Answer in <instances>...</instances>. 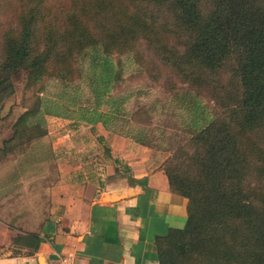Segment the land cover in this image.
<instances>
[{
    "label": "trees",
    "instance_id": "1",
    "mask_svg": "<svg viewBox=\"0 0 264 264\" xmlns=\"http://www.w3.org/2000/svg\"><path fill=\"white\" fill-rule=\"evenodd\" d=\"M132 65L152 77L171 71L193 90L194 105L205 91L216 108L192 121L183 152L160 163L186 218L154 237L157 264H264V0H0V101L13 73L38 85L0 156L20 132L13 168L50 156L31 120L69 116L59 100L38 94L51 81L63 93L85 75L109 107L85 105L79 118L107 126L116 106L108 92ZM127 128L129 137L140 131L131 121ZM13 168L4 181L26 174Z\"/></svg>",
    "mask_w": 264,
    "mask_h": 264
},
{
    "label": "crops",
    "instance_id": "2",
    "mask_svg": "<svg viewBox=\"0 0 264 264\" xmlns=\"http://www.w3.org/2000/svg\"><path fill=\"white\" fill-rule=\"evenodd\" d=\"M111 138L110 155H126L127 173L103 187L65 157L52 180L4 181L1 174L0 192L21 202L10 213L0 204V264H157L154 237L184 224V198L168 189L154 151Z\"/></svg>",
    "mask_w": 264,
    "mask_h": 264
},
{
    "label": "rangeland",
    "instance_id": "3",
    "mask_svg": "<svg viewBox=\"0 0 264 264\" xmlns=\"http://www.w3.org/2000/svg\"><path fill=\"white\" fill-rule=\"evenodd\" d=\"M2 26H6V21H3ZM129 69L128 73H123L122 80L113 85L108 92L115 94L116 106L112 108L111 119L107 126L100 121H87L79 118L83 114L82 107L85 105L87 109L90 106H96L99 110H106L109 107L103 100L106 94L101 98V102L97 103L94 93L86 88L85 75L80 80L75 79L73 83L71 82L70 88L63 93L60 92V88L54 81L44 85L43 89H39L38 94L42 95L43 92V94L59 100L69 115L62 117L46 113L43 114L40 121L34 118L31 120L39 126L35 131L39 129L44 131L41 142L47 144L49 149L53 145L55 151L51 149L50 156L46 155L44 160L35 162L36 165L32 163L26 166L24 165L25 161L16 162L13 168L12 163L18 160L15 155L22 150V144L19 145V143H25L20 132V136L14 138V144L9 145L11 149L7 157L0 156V176L2 173H11L12 168L13 170L21 168L20 170L26 174L18 173L19 177L11 179L52 180L57 173L56 167L63 162L60 158L65 157L64 162L68 165L74 162L81 163L84 177L93 176L98 185L103 187L108 182H112L117 174L120 176L126 171L122 170L124 169L123 157L127 159L126 155H122V157L113 153L110 155L109 149L113 150L114 146L112 136L116 139L126 136L124 131L128 129L130 121L140 128V131H135L134 137H126L131 141H136V136H139L141 142H136L154 151L161 163H164L168 158L172 160L183 152V150L180 152L179 148L194 130L192 121L200 120L205 115L210 117L215 113L216 108L212 99L208 93L200 91V96L198 95L200 101L194 105L193 90L185 83L180 82L171 71L165 68L159 70V74H154L153 77L143 70L139 71L133 65ZM128 75H132V77L127 78ZM25 78L23 72L13 73L9 76L11 91L5 94V97L0 101V147L3 139L14 134L15 120L20 112L36 103L35 94L38 85L27 86ZM77 85L78 92H73L72 86ZM203 110L207 112L204 115L201 112ZM186 149L190 151L191 147L187 146ZM63 150H67V156L62 155ZM34 151L36 152V150ZM113 164L116 167H112ZM119 169L122 172L118 171ZM90 174L92 175L90 176ZM3 192L5 191L0 192V197ZM3 196L4 198H0V204L3 205L6 201L7 212L10 213L13 201L14 204L20 205L21 197L11 198L9 191L6 194L3 193Z\"/></svg>",
    "mask_w": 264,
    "mask_h": 264
},
{
    "label": "water",
    "instance_id": "4",
    "mask_svg": "<svg viewBox=\"0 0 264 264\" xmlns=\"http://www.w3.org/2000/svg\"><path fill=\"white\" fill-rule=\"evenodd\" d=\"M117 195H112V197L114 198V197H116Z\"/></svg>",
    "mask_w": 264,
    "mask_h": 264
}]
</instances>
